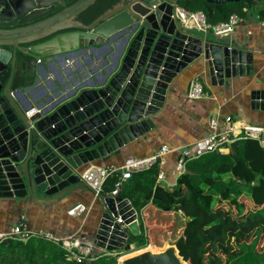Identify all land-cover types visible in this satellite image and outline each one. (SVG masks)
Instances as JSON below:
<instances>
[{
	"label": "water",
	"instance_id": "1",
	"mask_svg": "<svg viewBox=\"0 0 264 264\" xmlns=\"http://www.w3.org/2000/svg\"><path fill=\"white\" fill-rule=\"evenodd\" d=\"M95 1L0 0L2 199L57 202L71 195L80 169L105 162L155 129L153 118L189 69H199L213 87L226 89L256 75L264 86L263 59L256 62L252 52L180 23L175 7L188 0H122L89 25L77 21ZM106 48H115V54L100 75L84 78L56 98H30L44 88L54 64ZM250 108L264 112V88L251 90ZM237 146L238 141L230 145L234 153ZM98 200L95 247L111 255L137 248L128 243L140 234L129 200L104 192ZM120 262L183 264L173 247Z\"/></svg>",
	"mask_w": 264,
	"mask_h": 264
},
{
	"label": "trees",
	"instance_id": "2",
	"mask_svg": "<svg viewBox=\"0 0 264 264\" xmlns=\"http://www.w3.org/2000/svg\"><path fill=\"white\" fill-rule=\"evenodd\" d=\"M120 1L96 0L76 20L89 25ZM261 2L264 0L225 4L188 0L179 7L202 12L210 25H218L232 15L244 17L245 10ZM258 15L264 20V8ZM159 171L155 163L147 170L134 172L121 184L118 194L140 214V234L129 237L130 245L137 244L136 250L149 246L160 249L167 242H177L182 248L188 239L193 243L190 264H264V147L258 141L241 139L237 153L214 152L188 160L185 172L171 188L157 183ZM119 179V173L109 176L103 192L110 194ZM233 215L238 217L237 226L233 227L234 221L227 226ZM247 229L254 231L246 234ZM217 237L226 243L224 259L201 253L202 247ZM120 256H101L93 264H118ZM0 264L78 263L68 259L59 246L31 237L25 243L15 239L2 241Z\"/></svg>",
	"mask_w": 264,
	"mask_h": 264
},
{
	"label": "crops",
	"instance_id": "3",
	"mask_svg": "<svg viewBox=\"0 0 264 264\" xmlns=\"http://www.w3.org/2000/svg\"><path fill=\"white\" fill-rule=\"evenodd\" d=\"M262 8L264 2L257 3L253 9L245 10L244 17L236 15L238 22L228 34L215 35L212 31H207L206 35L211 40L225 41L231 46L252 52L256 62L264 60V20H260L258 15ZM114 54L115 48H106L78 54L69 63L60 61L54 64L49 69L44 88L32 93L30 98L38 101L56 98L64 93L65 88L73 87L84 78L100 75L111 64L110 58ZM199 72L197 68L189 69L177 81L170 91L164 109L153 118L156 126L154 130L122 147L105 162L90 163L79 172H83L90 165L119 170L134 160L153 156L162 146H166L170 152L157 163L165 181L173 185L185 172V166L178 164L179 150L189 148L197 152L202 146L201 141L210 133L209 122L213 116L217 118L218 130L223 129L226 116L232 117L236 125L247 124L264 128V112L250 108L251 90L264 88L256 81L260 76L239 80L225 89L211 86L209 79ZM193 81L199 82L204 90V95L195 100L187 97L189 85ZM262 138L264 139V134ZM76 205H82L85 211L80 215H70L69 211ZM100 215L98 198L80 181L71 195L57 202H50L49 199L33 201L0 198V233H9L16 225L22 224L31 232H47L63 238L79 236L83 242L92 244L95 254H108L97 249L93 239ZM120 259L118 263H121Z\"/></svg>",
	"mask_w": 264,
	"mask_h": 264
},
{
	"label": "built area",
	"instance_id": "4",
	"mask_svg": "<svg viewBox=\"0 0 264 264\" xmlns=\"http://www.w3.org/2000/svg\"><path fill=\"white\" fill-rule=\"evenodd\" d=\"M175 13L176 17L185 28L193 29L201 33L212 31L215 35L228 34L232 32L233 27L238 22V17L236 15H232L225 23L210 25L206 21L205 15L202 12H189L179 6L175 7ZM203 95L204 90L201 84L197 81L191 82L187 92V97L195 100L201 98ZM215 117L216 116H213L209 122L210 133L201 141L202 146L200 149L197 152H194L188 148L180 153V157L178 159V164L180 166L184 167L188 160L197 158L203 154L214 152L226 154L229 151H232L230 145L234 141H239L241 139L256 140L262 147H264V139L262 138V134H264L263 127H255L247 124L236 125L232 120V117L226 116L224 117L223 129L218 130L217 118ZM169 152L170 149L166 146H162L153 156L142 160H134L119 170L90 165L80 173L79 178L80 181L92 191L94 197L98 198L101 192H103L105 180L112 174L119 173L120 179L115 183L114 190L108 194L110 196H115L118 194L124 180L130 179L134 172L147 170ZM157 183L166 184V186L171 188L176 182L173 185L166 182L163 172L159 171L157 175ZM84 211L85 208L82 205H76L69 211V214L76 216L82 214ZM117 222L120 223L121 220L117 219ZM31 237L41 238L59 246L67 253L68 259L74 260L78 264L85 263L88 260L94 261L101 256H112L111 254H95L92 244L83 242L79 236L63 238L56 237L47 232H31L22 224L16 225L9 233H0V243L7 239L23 241L28 240Z\"/></svg>",
	"mask_w": 264,
	"mask_h": 264
},
{
	"label": "rangeland",
	"instance_id": "5",
	"mask_svg": "<svg viewBox=\"0 0 264 264\" xmlns=\"http://www.w3.org/2000/svg\"><path fill=\"white\" fill-rule=\"evenodd\" d=\"M237 218L234 217V215H233V218L230 219V221H229V223H228L227 226H229L230 223L232 221H234L233 227H236L237 226V223H238ZM222 220H224V217H222ZM239 230H241V229L239 228ZM253 231H254L253 229L252 230L251 229H247L246 234H252ZM225 245H226L225 240L221 239V237H217V238H215L214 241H209L208 243H206L205 246L202 247V249H201L202 252L201 253H204V252H206L207 254L210 253L211 255L215 256L216 258L224 259L227 256L225 254L226 253V251H225ZM182 246L183 247L180 248L178 246V243L177 242H173L172 244L170 242H167L160 249H157V248H155V247L152 246L151 252L152 253H158V252H161V251L165 250L168 247H173L175 249V253L178 256V258L180 259V261L183 264H190V258L192 256V252H193V249H192L193 243L191 241H188V239H186V241H184V243H183ZM143 249H145V248L138 249V250H136L134 248V249L130 250L129 253L141 251ZM120 258H121V256L119 257V259ZM191 264H196V263L195 262H193V263L191 262Z\"/></svg>",
	"mask_w": 264,
	"mask_h": 264
},
{
	"label": "bare ground",
	"instance_id": "6",
	"mask_svg": "<svg viewBox=\"0 0 264 264\" xmlns=\"http://www.w3.org/2000/svg\"><path fill=\"white\" fill-rule=\"evenodd\" d=\"M151 248L152 247L149 246V247H145V249H143L141 251H137V252H133V253H129V254L122 255L120 260L122 261L124 259L130 258V257L135 256L137 254H140L142 252H146V251H150L151 252Z\"/></svg>",
	"mask_w": 264,
	"mask_h": 264
}]
</instances>
